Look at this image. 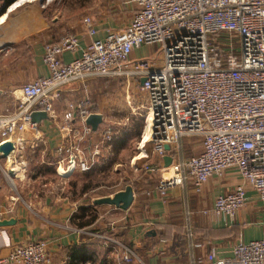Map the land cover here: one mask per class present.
Returning <instances> with one entry per match:
<instances>
[{
  "label": "built area",
  "instance_id": "2783aa9c",
  "mask_svg": "<svg viewBox=\"0 0 264 264\" xmlns=\"http://www.w3.org/2000/svg\"><path fill=\"white\" fill-rule=\"evenodd\" d=\"M37 1L16 0L7 9ZM119 1L131 10L121 29L109 30L103 39L80 49L77 36L70 32L45 45L48 74L22 85L15 108L0 114V145L11 140L14 148H21L25 135L38 131L31 114L44 112L59 130L54 149L57 173L61 175L60 169L88 173L98 166L113 134L102 129L95 139L86 124L95 114L88 109L87 98L68 103L58 120L55 104L62 89L90 78L124 79L128 85L135 81L146 97L143 118L144 127L149 126V138L142 131L140 145L146 140L143 148L151 144L159 158L158 164L144 170L172 173L159 180L161 195L187 184L200 192L210 178L235 170L241 183L215 198L212 213L233 218L246 202L247 188L264 203V0ZM84 23L93 34L90 19ZM153 45L159 46V62L131 57L136 49ZM78 49L79 56L67 63L62 60V53ZM183 137L199 139L201 152L184 157L179 142ZM164 145H169L168 152ZM166 155L171 157L168 167L163 164ZM92 235L105 245L119 247L124 262L138 260L131 249L111 237ZM240 247L256 253L264 249V242ZM263 259L264 252L248 261H226L214 253L207 256L211 264H258ZM10 262L50 264L47 242L40 239L14 246L0 257V264Z\"/></svg>",
  "mask_w": 264,
  "mask_h": 264
},
{
  "label": "crops",
  "instance_id": "0c3cea01",
  "mask_svg": "<svg viewBox=\"0 0 264 264\" xmlns=\"http://www.w3.org/2000/svg\"><path fill=\"white\" fill-rule=\"evenodd\" d=\"M6 1L0 0V9ZM9 4L0 12V114L15 108L22 85L47 76L43 62L45 45L70 32L77 36L79 49L84 48L92 40L103 39L107 31L119 30L127 23L114 19L112 0L93 11L91 3L82 9L54 14L38 3L8 10ZM85 18L90 19L93 34L88 32ZM79 49L75 53H62V60L67 63L79 56ZM136 51L131 55L133 59ZM101 80L130 86L124 79L90 78L63 88L61 99L55 104L59 120L68 103L87 98L91 113L102 116L101 127L94 131L95 139L104 127L105 116L102 106L93 99L92 86ZM132 86L138 88L137 82H132ZM37 126V133L26 134L24 145L13 149V164L17 167L13 180L7 176L12 155L0 156V221L9 223L0 226V257H6L14 246L40 239L47 242L50 264H211L207 260L210 253L226 261L233 258L248 261L264 252L263 249L254 253L240 247L264 242V203L252 189H246V202L233 218L216 216L211 211L217 196L231 192L241 183L235 170L210 178L200 192L187 184L170 188L161 195L158 182L172 173L144 170V166L159 163L152 146L154 161L148 163L150 158L144 152L135 158L142 161V166L135 170L136 176L129 183L134 199L128 209L93 204V200L112 196L127 185L94 196L89 201L91 204L81 208L72 192H59L50 185L51 175L67 179L80 173L74 171L61 176L54 167V149L60 140L58 127L49 117L39 121ZM179 142L183 145L182 139ZM109 149L108 141L103 150ZM200 152V140L188 138L184 157ZM141 155L146 156L140 159ZM30 163L34 167L28 169ZM80 215L84 216L83 220L93 216V221L78 228ZM94 233H103L128 247L138 260L124 262V253L119 247L105 245L102 239L92 235ZM258 264H264V259Z\"/></svg>",
  "mask_w": 264,
  "mask_h": 264
},
{
  "label": "rangeland",
  "instance_id": "374dc122",
  "mask_svg": "<svg viewBox=\"0 0 264 264\" xmlns=\"http://www.w3.org/2000/svg\"><path fill=\"white\" fill-rule=\"evenodd\" d=\"M105 1L107 0H39L33 3H42L44 9L49 10L50 14H54L55 12L62 13V10L82 9L90 6L91 3L93 11L103 7ZM112 4L114 19H119L125 24L131 17V10L123 6L119 0H112ZM134 55L136 58H149L157 62L162 59L157 45L143 46ZM94 84L92 86L93 99L102 106L105 116L102 123L103 129L111 130L113 134L111 144L121 139L123 144L121 149H117L118 151L114 149V145L111 147V144L108 151L102 150L99 164L94 170L88 172V174L91 173L90 175L80 172L67 179L55 175L50 176L49 179L52 180L50 185L53 190L59 189V192L62 190L66 194L72 192L76 196L75 199L79 201L78 207L91 204L89 201L94 196L115 190L122 185H129L136 176L135 170L141 169L142 163L140 162L142 161L135 159L141 152L149 156L150 162L148 163L154 161L151 144L147 143L143 150L140 149L142 131L144 134L146 130L143 118L145 94L132 86V83L129 87L115 81L107 83V81L101 80ZM187 142L188 137H183L182 148L184 150L187 149ZM31 163L28 169L32 168L35 162L32 163L33 165ZM71 182H75L74 185H71ZM78 211L82 213L80 210Z\"/></svg>",
  "mask_w": 264,
  "mask_h": 264
},
{
  "label": "water",
  "instance_id": "95a60500",
  "mask_svg": "<svg viewBox=\"0 0 264 264\" xmlns=\"http://www.w3.org/2000/svg\"><path fill=\"white\" fill-rule=\"evenodd\" d=\"M47 115L44 112H33L31 114V121L35 123H39V121L46 119ZM102 122V116L99 114H91L86 119V124L89 125L93 131H96L100 123ZM173 140V137L171 138ZM165 151H169V145H164ZM9 151L0 149V156L5 157ZM164 166L168 167L171 163V157L166 155L163 157ZM134 199L133 189L130 185H127L123 190L116 192L112 196L101 197L93 200L94 205H108L114 206L120 209H128L132 204ZM7 221H0V226L7 225Z\"/></svg>",
  "mask_w": 264,
  "mask_h": 264
},
{
  "label": "bare ground",
  "instance_id": "6f19581e",
  "mask_svg": "<svg viewBox=\"0 0 264 264\" xmlns=\"http://www.w3.org/2000/svg\"><path fill=\"white\" fill-rule=\"evenodd\" d=\"M148 135H149V126H146V130H145V133H144V135H143V137L145 138V139H148L149 137H148ZM146 140H144L142 143H141V146L142 145H144L143 143L145 142ZM143 147V146H142ZM141 148V147H140ZM0 149L1 150H6V151H9L8 152V157H10V155H12V157H11V166L9 167V169H8V172H9V174H11L10 176L13 178V177H15L14 176V173L16 172V170H17V167L13 164V154H12V152H13V149H14V143L11 141V140H6V141H4L1 145H0ZM142 154V153H141ZM142 156V155H141ZM143 157H145L144 155L142 156V157H140V159L141 158H143ZM139 158V157H138ZM9 165H10V163H9ZM70 171H63L62 169H60L59 170V173L62 175V176H67L68 175V173H69ZM15 180V179H14Z\"/></svg>",
  "mask_w": 264,
  "mask_h": 264
},
{
  "label": "trees",
  "instance_id": "16d2710c",
  "mask_svg": "<svg viewBox=\"0 0 264 264\" xmlns=\"http://www.w3.org/2000/svg\"><path fill=\"white\" fill-rule=\"evenodd\" d=\"M16 1V0H15ZM12 0H8V1H6V3H5V6H7L9 3V5H11L12 3ZM5 6L3 7V8H1L0 9V12H2V10L5 8ZM113 138V137H112ZM111 138V140L109 141V144H111V142H112V139ZM122 144H123V140L121 139L120 141H118V142H114L113 144H111V147L114 145V149H119V148H121L122 147ZM108 160H109V158H108ZM88 188V187H87ZM86 188V189H87ZM85 190V189H84ZM83 190V191H84ZM82 208V207H81ZM83 211V210H82ZM83 218H84V216L83 215H80V217L78 218V219H80V221H79V223L78 224H76L77 225V227L78 228H83V227H85V226H88L89 224H91V222L93 221V216L92 217H89V218H86L85 220H83Z\"/></svg>",
  "mask_w": 264,
  "mask_h": 264
}]
</instances>
